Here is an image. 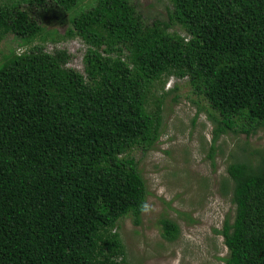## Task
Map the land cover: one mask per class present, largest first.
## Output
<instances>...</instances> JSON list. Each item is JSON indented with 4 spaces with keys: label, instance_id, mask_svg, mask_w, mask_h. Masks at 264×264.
Segmentation results:
<instances>
[{
    "label": "trees",
    "instance_id": "trees-1",
    "mask_svg": "<svg viewBox=\"0 0 264 264\" xmlns=\"http://www.w3.org/2000/svg\"><path fill=\"white\" fill-rule=\"evenodd\" d=\"M81 1L0 0V43L7 14L21 24L0 48V264H131L118 222L139 224L149 193L134 150L154 147L164 100L184 86L213 142L245 137L221 181L233 203L213 229L222 264H264V145L248 141L264 129V0H166L160 16L138 0ZM47 3L72 11L61 35L30 13ZM67 38L85 44L80 68L66 46L46 49ZM159 222L164 240L179 237Z\"/></svg>",
    "mask_w": 264,
    "mask_h": 264
},
{
    "label": "rangeland",
    "instance_id": "rangeland-1",
    "mask_svg": "<svg viewBox=\"0 0 264 264\" xmlns=\"http://www.w3.org/2000/svg\"><path fill=\"white\" fill-rule=\"evenodd\" d=\"M138 1L147 16L165 14L166 0ZM93 2L82 0L78 9ZM30 13L37 15L45 30L54 31L53 37L64 33L72 15V11H65L52 3ZM16 22L17 18L8 14L3 22L7 28L13 24L11 40L20 34L21 24ZM10 39L0 43L2 50L14 47ZM45 45L47 50L54 45L66 46L75 55L68 64L81 67L84 47L77 38L54 43L47 41ZM23 50L24 47L16 48L17 52ZM173 80L169 78L165 88L171 86ZM178 93V102L171 101L174 92L164 100L163 132L154 147L142 156L139 150H134L135 157L140 158L139 168L149 193L139 224H135L130 215L118 222V231L131 264H222L220 257L227 254L222 234L213 229H220L226 214L232 213V190L224 194L221 181L228 175V163L242 160L239 147L243 146L245 137L243 134L237 138L232 133L221 134L213 142L214 124L208 117L207 106L198 110L187 98V86ZM189 95L194 97L191 93ZM248 141L250 146H263L264 129L251 135ZM210 146L214 148L212 158L207 155ZM163 216L172 218L179 225L180 235L174 241L168 242L161 236L159 219Z\"/></svg>",
    "mask_w": 264,
    "mask_h": 264
},
{
    "label": "clouds",
    "instance_id": "clouds-1",
    "mask_svg": "<svg viewBox=\"0 0 264 264\" xmlns=\"http://www.w3.org/2000/svg\"><path fill=\"white\" fill-rule=\"evenodd\" d=\"M77 39H79V38H77ZM80 40V39H79ZM81 42L83 43V47L85 48V44H84V42L81 40ZM84 48H83V51H84ZM83 51H82V53H83ZM82 55V54H81ZM80 60H81V58H80ZM171 79V78H170Z\"/></svg>",
    "mask_w": 264,
    "mask_h": 264
},
{
    "label": "built area",
    "instance_id": "built-area-1",
    "mask_svg": "<svg viewBox=\"0 0 264 264\" xmlns=\"http://www.w3.org/2000/svg\"><path fill=\"white\" fill-rule=\"evenodd\" d=\"M77 40H79V39H77ZM79 41H80V45L83 46V43L81 42V40H79ZM69 52H70V51H69ZM71 53H72V52H71Z\"/></svg>",
    "mask_w": 264,
    "mask_h": 264
}]
</instances>
